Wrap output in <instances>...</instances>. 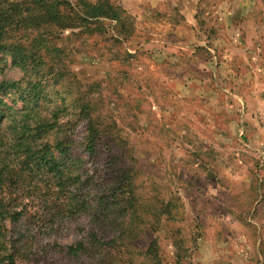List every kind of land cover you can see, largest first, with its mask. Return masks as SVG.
<instances>
[{"label":"rangeland","instance_id":"rangeland-1","mask_svg":"<svg viewBox=\"0 0 264 264\" xmlns=\"http://www.w3.org/2000/svg\"><path fill=\"white\" fill-rule=\"evenodd\" d=\"M119 2L132 36L116 43L106 20L103 35L77 42L76 69L128 102L114 111L136 148L140 192L179 204L170 226L184 264H264V0ZM8 75L24 77L16 67ZM162 243L173 264L174 247Z\"/></svg>","mask_w":264,"mask_h":264},{"label":"trees","instance_id":"trees-1","mask_svg":"<svg viewBox=\"0 0 264 264\" xmlns=\"http://www.w3.org/2000/svg\"><path fill=\"white\" fill-rule=\"evenodd\" d=\"M106 20L116 43L132 36L119 0H0V264H170L163 239L184 264L170 226L179 204L140 192L136 148L114 111L128 102L76 69L77 42L103 35ZM146 231L156 236L143 247ZM71 232L79 238L53 239Z\"/></svg>","mask_w":264,"mask_h":264}]
</instances>
